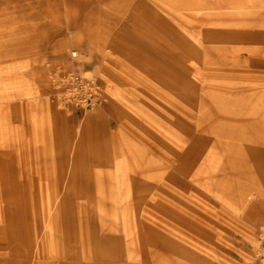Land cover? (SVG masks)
I'll return each instance as SVG.
<instances>
[{
	"label": "rangeland",
	"instance_id": "1",
	"mask_svg": "<svg viewBox=\"0 0 264 264\" xmlns=\"http://www.w3.org/2000/svg\"><path fill=\"white\" fill-rule=\"evenodd\" d=\"M0 264H264V0H0Z\"/></svg>",
	"mask_w": 264,
	"mask_h": 264
},
{
	"label": "bare ground",
	"instance_id": "2",
	"mask_svg": "<svg viewBox=\"0 0 264 264\" xmlns=\"http://www.w3.org/2000/svg\"><path fill=\"white\" fill-rule=\"evenodd\" d=\"M167 34L170 36V37H175V38H177V39H180V40H182V38L179 36V38H178V35L176 34V31H175V29L173 28V27H171L170 26V28L168 29V31H167ZM171 68V67H170ZM166 74L169 76L170 75V78H172V77H174L175 78V80H176V83H178V85H180L181 87L182 86H184V81H183V79L184 78H182L181 77V75L179 74H172V72L171 71H167L166 72ZM175 75V76H174ZM198 127H199V130H201L202 132H209L210 134L212 133H214V132H216V127L215 126H218V124H220L221 123V120L222 119H220L218 116H213V118L212 117H206V116H199L198 117ZM219 132H221L222 134H224V135H226L228 132H227V130H225L224 128L222 129V130H218ZM203 134V133H202ZM234 135V134H233ZM201 137H202V135L201 134H197V136L195 137V140L196 141H202L204 144H205V142H209V143H212L213 145H218V144H220V142L219 141H214V139H213V137H212V135H210V136H208V137H205V138H202L201 139ZM217 143V144H216ZM225 147V146H224ZM180 159V160H179ZM178 159V166H176V167H178L179 168V172H180V174H182L183 176H185V175H187L188 176V173H189V171H188V168L187 167H185V165H184V158L183 157H180ZM167 161L169 162V163H171L172 162V158L170 157H168V159H167ZM192 164L194 165V161L192 162ZM168 180H174V178H173V174H170L169 176H168ZM186 186H187V184H186ZM163 247L161 246L160 247V249L161 250H163L162 249ZM159 251V250H158Z\"/></svg>",
	"mask_w": 264,
	"mask_h": 264
},
{
	"label": "built area",
	"instance_id": "3",
	"mask_svg": "<svg viewBox=\"0 0 264 264\" xmlns=\"http://www.w3.org/2000/svg\"><path fill=\"white\" fill-rule=\"evenodd\" d=\"M66 89L65 92L71 100L74 99H85L91 100L94 98V91L92 90V84L81 77L78 73L70 72L65 75Z\"/></svg>",
	"mask_w": 264,
	"mask_h": 264
}]
</instances>
